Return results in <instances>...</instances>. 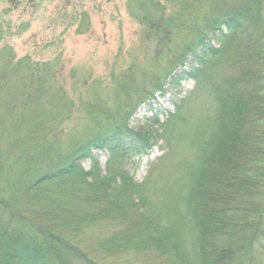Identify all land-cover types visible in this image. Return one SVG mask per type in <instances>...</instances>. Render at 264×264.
Returning a JSON list of instances; mask_svg holds the SVG:
<instances>
[{
    "label": "trees",
    "instance_id": "16d2710c",
    "mask_svg": "<svg viewBox=\"0 0 264 264\" xmlns=\"http://www.w3.org/2000/svg\"><path fill=\"white\" fill-rule=\"evenodd\" d=\"M127 10L154 48L133 87L138 104L193 79L208 92L209 118L188 130L186 119L156 115L159 134L132 126L122 96L109 105L96 95L85 126L66 136L74 104L59 57L0 46V264H264V0H127ZM220 54L226 62L205 70ZM133 70L117 80L133 86ZM159 138L188 154L163 185L181 193L171 223L153 215L164 211L150 188L114 171ZM96 151L109 154L104 177Z\"/></svg>",
    "mask_w": 264,
    "mask_h": 264
},
{
    "label": "rangeland",
    "instance_id": "374dc122",
    "mask_svg": "<svg viewBox=\"0 0 264 264\" xmlns=\"http://www.w3.org/2000/svg\"><path fill=\"white\" fill-rule=\"evenodd\" d=\"M1 4V47L12 46L18 57L30 56L38 62L60 59L57 77L74 104L71 117L63 127L64 135L78 132L85 126L96 95L108 99L109 105L113 104V98L122 96L124 99L118 108L134 114L132 126H145L151 132L159 130L151 121L156 120V115L161 124L171 114L177 116L178 125L186 119L188 130L204 121L206 115L209 118L211 102L208 92L198 89L193 79L185 78L179 86L168 84L165 92L138 104L139 97L133 87H136L142 65L151 59L154 48L151 42L144 40L142 26L130 17L127 0H12ZM238 40L243 43L241 36ZM226 60L227 57L220 54L207 60L204 69H211ZM132 67L136 80L133 86L132 80L125 78V83L117 80L119 74ZM123 85L125 91H122ZM161 132L159 130V134ZM187 155L186 145L173 152L171 145L159 138L149 155L125 158L114 171L122 167L134 183L150 188L151 200L157 196L164 211V214L157 212L153 215L165 223L176 222L172 212L183 207V204H175L181 193L172 187L164 189L163 185L167 179L178 176ZM94 157L99 163V170L95 173L106 176L109 154L96 151ZM82 167L90 172L91 162H83ZM91 177L82 182H91ZM171 181H168L170 186ZM178 181L174 180V184ZM153 258L147 257L149 262L137 260L134 263L132 260L130 264H151ZM124 262L126 264L128 259Z\"/></svg>",
    "mask_w": 264,
    "mask_h": 264
}]
</instances>
